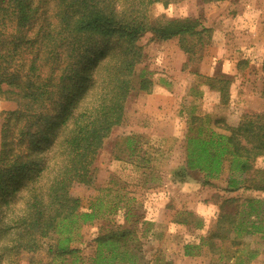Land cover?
I'll return each mask as SVG.
<instances>
[{"label": "trees", "instance_id": "1", "mask_svg": "<svg viewBox=\"0 0 264 264\" xmlns=\"http://www.w3.org/2000/svg\"><path fill=\"white\" fill-rule=\"evenodd\" d=\"M34 1L8 0L7 6H0V25L7 18L27 25L43 0ZM180 1L53 0V22L36 38L39 53L23 69L14 65L23 37L6 39L0 32V99L16 104L3 125L0 149V264H18L24 253L37 252L45 240H51L47 254L57 264L70 258V264H77L79 249L72 244L82 225L99 219L101 205L81 210L71 188L94 183L95 159L104 140L123 123L127 100L152 91L147 71L136 72L144 60L139 39L147 33L160 41L176 39L186 57L181 70L186 62L202 60L203 48L211 41L213 30L196 18L148 15L155 3ZM247 62L238 60L236 66ZM42 63H47V73L41 71ZM261 72L259 96L264 99V59ZM206 79L218 91L220 103L227 104L233 75L217 68ZM189 119L199 124L185 139L182 173H198L209 184L226 169L227 191L264 193V169L253 167L264 155V111H244L236 126H225L227 133H205L201 117L192 114ZM136 138L124 137L125 148L132 150ZM239 202L237 197L223 199L207 236L218 242L209 241L212 253L232 257L226 247L238 243L232 235L264 237V200ZM243 203L247 210L240 208ZM176 223L190 224L186 218ZM135 232L132 226H102L89 264H136L140 248ZM184 250L191 255L188 244Z\"/></svg>", "mask_w": 264, "mask_h": 264}, {"label": "rangeland", "instance_id": "2", "mask_svg": "<svg viewBox=\"0 0 264 264\" xmlns=\"http://www.w3.org/2000/svg\"><path fill=\"white\" fill-rule=\"evenodd\" d=\"M262 3V0H182L167 6L155 3L148 9L152 19L196 18L213 30L211 41L203 48L202 60L186 62V68L181 70L186 57L178 49L176 39L160 41L152 33L139 39L144 60L137 65L136 72L147 71L152 91L134 94L127 100L123 123L104 140L95 159L94 183L75 184L71 188L81 210H87L92 203L101 205L99 219L82 225L72 244L79 249L77 264L90 263L100 228L111 224L135 228L140 248L136 264H264V237L259 234L232 235L233 241H238L226 245L232 257L212 253L209 241L218 242L207 237L214 230L224 198L237 197L240 202L245 198L264 200V193L245 189L227 191L226 169L209 184L202 182L198 173H182L184 142L198 123L191 124L190 115L201 117L205 133L208 130L227 133L225 126H236L247 111L245 107L264 111V99L258 95L262 88L264 42L255 40L264 31H255L254 40H246L247 8L255 6L254 13L258 14ZM7 4L8 0H0V6ZM50 22H53V0H43L27 25H16L14 18L5 19L0 25L1 35L6 39L11 38L9 35L23 37L21 51L14 58L18 69L25 68L31 57L39 53L35 40ZM238 60H247V65L237 68ZM217 68L233 75L227 104L220 103L218 91L211 89L206 79ZM40 69L47 73V63H42ZM15 108L14 102L0 99V149L3 125L8 112ZM131 135L138 138L133 139L135 147L129 150L125 148L124 137ZM253 167L264 169V155L255 159ZM245 204L240 208L247 210ZM182 218L190 224L176 223V219ZM197 221L201 222L200 228ZM50 243L51 240H45L37 252L24 253L18 264H57L47 254ZM185 244L190 246L191 255H184ZM70 263L71 258L65 260V264Z\"/></svg>", "mask_w": 264, "mask_h": 264}, {"label": "crops", "instance_id": "3", "mask_svg": "<svg viewBox=\"0 0 264 264\" xmlns=\"http://www.w3.org/2000/svg\"><path fill=\"white\" fill-rule=\"evenodd\" d=\"M262 2L263 3L261 5L263 7H262V9L260 11H258V14L257 13L256 14L254 13L255 12L254 11L255 10V6L252 7L250 5L251 7L247 8V15L249 16V23L246 24L247 25V28H248V30H247L248 38L246 39L247 42H250V41L254 40L253 38L256 37V35H255L256 33H254L255 31H264V0H262ZM252 27H253V29H251ZM234 31L237 32L235 29H234ZM257 39H260V40H262L264 42V34H261L255 40H257ZM262 44L264 46V43H262ZM209 76H211V75H209ZM159 87H161V86H159ZM143 95L144 94H142L141 96H143ZM245 108H246L245 110H253L252 107H251L252 109H250V107H245Z\"/></svg>", "mask_w": 264, "mask_h": 264}]
</instances>
